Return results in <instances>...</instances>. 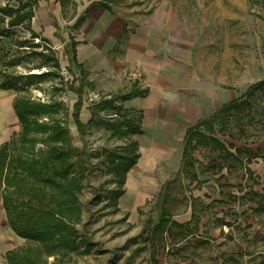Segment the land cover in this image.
I'll return each instance as SVG.
<instances>
[{
	"label": "rangeland",
	"instance_id": "374dc122",
	"mask_svg": "<svg viewBox=\"0 0 264 264\" xmlns=\"http://www.w3.org/2000/svg\"><path fill=\"white\" fill-rule=\"evenodd\" d=\"M102 1L110 4V11L97 6ZM5 3L16 5L17 0H0L1 6ZM86 9L92 11L95 19L74 25ZM49 11L56 17L58 31L64 38L74 35L86 41L80 45V50H90H84L85 54L98 55L97 52L103 51L107 65L123 44L118 41L111 50L108 42L103 50L97 51L101 36L91 40V35L98 24L108 18L105 26L109 33L105 37L111 41L112 34L117 32L112 30L111 19L126 21L128 30L122 38L127 31V34L134 31L133 43L159 51L160 40L155 38L160 31L154 28L155 22L158 28H163L161 32L165 33L169 46L193 59L194 77L190 65L184 80L201 84L207 78L217 89H224L227 102L264 77V0H37L30 27L38 37L32 39L30 31L21 26L14 28L16 33L11 37L0 36V74L27 73L39 61L35 51L40 48L30 43L44 45L40 40L43 38L51 45L60 63L61 76L32 83L20 92L4 90H10L13 97L21 93L35 100L62 101L67 115H59H63L71 131L73 144L91 154L92 169L79 192L81 221L76 224L81 238L88 243L77 240L79 249L69 252L62 264H264V159L246 160L248 155L264 151V93H257L249 108L234 112L224 132H216L229 150L239 148L240 153L221 161L208 148L193 152L197 174L194 181L181 168V148L184 135L195 121L177 122L168 118L161 126L149 117L145 126L142 117L140 126L153 135L145 141L144 136H132L140 156L126 172L125 191L114 203L108 196L116 187V179L99 153L103 147L112 150L124 146L126 139L111 136L98 122L100 118L116 115L100 111L95 105L111 91L96 90L95 83L101 78L93 74L94 85L85 87L83 95L80 117L86 130L81 140L70 115L75 95L64 83L71 78L66 70L68 61L60 40L53 36ZM149 25L152 33L145 37L139 29ZM19 40H27V45L18 48ZM13 56L20 58L17 65H12ZM96 66L93 64L92 68ZM71 69L78 73L73 65ZM41 70L34 68L28 73ZM4 98L8 100V96ZM222 101H218L216 109ZM11 102H7L10 111L7 120L0 109V141L11 139L13 144L20 126ZM172 179H175L173 189L165 200L164 186ZM162 206L168 208L171 219L183 223L185 228L155 233L153 226ZM4 216L1 213L0 243H11L9 247L27 244L10 230ZM52 259L48 257V263Z\"/></svg>",
	"mask_w": 264,
	"mask_h": 264
},
{
	"label": "trees",
	"instance_id": "16d2710c",
	"mask_svg": "<svg viewBox=\"0 0 264 264\" xmlns=\"http://www.w3.org/2000/svg\"><path fill=\"white\" fill-rule=\"evenodd\" d=\"M36 5L37 0H17L16 5H0V36L11 37L16 33L14 28L21 26L30 31L32 39L38 37L30 27ZM97 6L111 10L106 1L99 2ZM88 11L86 9L85 14L79 15L74 25L81 24ZM49 15L51 24L57 29V20L51 13ZM54 34L62 42L68 61L66 70L71 75L70 79L64 80L65 87L75 95L70 115L77 133L84 140L86 123L82 121L80 114L85 87L92 83L85 79L83 65L77 60L78 41L74 35H68V39H65L57 31ZM40 40L44 45L40 42L30 43V46L40 50L35 51L38 63L28 71L43 69L39 73L5 71L0 74V89L20 92L32 83L61 76L55 51L46 39ZM26 45L27 40L17 41L18 48ZM11 62L12 65H17L20 58L13 56ZM71 65L78 73L71 69ZM61 80L63 82V77ZM259 92L264 93V77L250 83L239 96L222 103L208 116L189 126L182 140L181 168L190 176L191 181L197 180L193 158L196 149L208 148L221 161L231 160L235 157V152L240 153L239 148H235L234 152L229 150L216 132H224L230 116L249 108ZM135 95H144V91L132 88L128 92L102 97L95 103L98 110L116 115L115 118H100L98 122L111 136L126 139L124 146L112 150L103 147L99 153L104 156L108 170L116 179V187L109 191L108 196L114 203L124 193L125 174L139 156L137 141L132 136L142 133V113L126 109L122 105V101ZM12 109L20 128L13 144L11 139L0 143V198L10 229L28 243L8 249L5 259L7 264H62L69 252L79 249V242L88 243L87 239L81 238L76 224L81 221L79 192L83 180L92 169L91 154L73 144L71 131L63 115H59H67V107L62 101L35 100L18 93L12 100ZM251 157L264 159V151L248 155L246 160ZM174 181L172 179L164 186L165 200L173 189ZM185 226L171 219L168 208L162 206L153 229L161 235L174 227ZM48 257L53 258L49 263Z\"/></svg>",
	"mask_w": 264,
	"mask_h": 264
},
{
	"label": "crops",
	"instance_id": "0c3cea01",
	"mask_svg": "<svg viewBox=\"0 0 264 264\" xmlns=\"http://www.w3.org/2000/svg\"><path fill=\"white\" fill-rule=\"evenodd\" d=\"M49 13L51 12L49 11L48 14ZM88 13V15L86 14L85 20H94L95 16H91L92 11L89 10ZM51 14L54 16L53 13ZM85 20L82 23H84ZM107 20L108 18L104 19V21L98 24L96 32L91 35V40L97 35L101 36L97 41V44H100V46H96L97 51L99 49L103 50L105 44L108 42L111 43V50L114 49V44H116L118 41L123 44V47L119 50V53L116 54L112 60H110L109 65L104 64L106 59L104 60V54L101 53L103 51L97 52L98 55L96 53L94 55L91 52L85 54L84 50L87 52L90 50H80V45L86 41L75 38L78 41L76 45V57L77 60L83 65L85 79L87 76V80L92 83L91 87H93V74L96 73L99 78H101V80L99 82L97 81L98 83H95V89L111 91V93L107 94V96H102L103 98H108L111 95L117 93L128 92L132 88H137L144 91V95L132 96L127 100L122 101V105L124 108L132 111H141L142 117L145 119V123H143L145 126L148 123H146V119L148 120L149 117H152L156 123L161 126L164 125L163 120H167L168 118H172L177 122H196L197 120L202 119L213 112L218 106V101H220V99L223 100L222 103L225 102L224 89H217V86L214 83H210L207 78L206 80H203L201 84H197L193 80H184V73L186 68H188L190 65L192 66L191 77H194L193 59L190 60L191 56L189 54L183 55L184 51H182L180 54V51L175 49L174 46H169V43L165 42L167 39H164V37H166L165 33L161 32L163 28H158L155 22L154 28L159 29L160 31L158 36L155 38L160 40L159 47H161V49L159 51L146 48L142 44L139 45L133 43L131 37L134 34V31L133 33L130 31L128 34L127 31L122 38V35L128 29L127 25H125L126 21H119L117 18L111 19L112 21L110 23H113L112 30L117 29V32L112 34V39L109 41V39L105 37V34L109 33L108 27L105 26ZM92 24L94 23L91 22V25ZM137 28L138 27L135 28V31ZM100 30L102 31L101 35L98 34ZM139 30H141L144 34L143 36L146 37L151 35L152 26L149 25L147 27H142ZM55 31L59 33L58 28H54L53 36L60 40V38L54 34ZM59 35L63 37L60 33ZM187 60L190 62H185ZM93 64H97L96 68L94 69L92 68ZM125 73L126 76H122L125 75ZM123 77L126 79H123ZM2 90L3 92L0 93V101H12L14 97L11 95L10 90ZM5 96H8V100L4 98ZM163 105H165L164 108H162ZM208 111L209 114L206 115ZM137 135L144 136L143 141H145L150 137L149 135L153 134H151L148 129H142V133ZM3 141H5V139ZM3 141H0V143ZM1 213L5 215L0 198V216ZM4 217L6 219V216ZM9 244L11 243H0V264H7L5 253L8 249L15 248L14 246L9 247Z\"/></svg>",
	"mask_w": 264,
	"mask_h": 264
},
{
	"label": "bare ground",
	"instance_id": "6f19581e",
	"mask_svg": "<svg viewBox=\"0 0 264 264\" xmlns=\"http://www.w3.org/2000/svg\"><path fill=\"white\" fill-rule=\"evenodd\" d=\"M0 109L2 110L3 117L5 118V120H7V118H9L10 111H8V107H7L6 102L0 101Z\"/></svg>",
	"mask_w": 264,
	"mask_h": 264
}]
</instances>
